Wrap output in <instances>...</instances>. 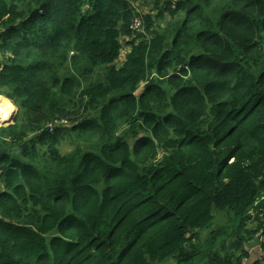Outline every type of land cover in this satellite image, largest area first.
Returning <instances> with one entry per match:
<instances>
[{
  "label": "trees",
  "instance_id": "1",
  "mask_svg": "<svg viewBox=\"0 0 264 264\" xmlns=\"http://www.w3.org/2000/svg\"><path fill=\"white\" fill-rule=\"evenodd\" d=\"M163 8L184 17L162 29L132 0H0V103L20 112L0 126V264L249 258L264 234V0ZM214 210L225 222L202 237Z\"/></svg>",
  "mask_w": 264,
  "mask_h": 264
},
{
  "label": "rangeland",
  "instance_id": "2",
  "mask_svg": "<svg viewBox=\"0 0 264 264\" xmlns=\"http://www.w3.org/2000/svg\"><path fill=\"white\" fill-rule=\"evenodd\" d=\"M132 1H133V5L141 13V16H139V17H142V15L147 14V13H152V17H154V21L156 22V25H158L162 29L173 26L174 22H176L177 20L179 21V20L183 19V17H184V12H185L184 10H180L179 13L175 17L171 16L169 11H165L164 10L165 8H163L165 0H162V2L160 3V5H163L161 8V10L163 11V14L161 13L160 9H158V8L153 9L155 0H132ZM195 1H199V0H195ZM139 17L136 21V23H139V25L135 26L136 25V23H135L134 28H137V29H140L141 31H143V29H141L142 23H141V19H139ZM124 39H125V37H123V40ZM127 51H128V48L125 46L124 52L122 53L121 57L118 60L119 64H121L122 61L125 59ZM4 97H6V96H4ZM5 99L9 100L14 105L13 113H12V114H14L12 122H14V119L17 117V115H19L20 112L18 110V107L14 104V102L11 99H9L8 97H6ZM0 104L5 107V109L7 110V114H8L7 118L0 120V123H1L0 126L9 125V124H5L3 122L4 121H10V118H11L10 117V107H9L8 103H0ZM0 116H1V109H0ZM71 143H72V137L69 135L64 140H62V144L60 145V149H61L62 153L65 154V153H68L72 150L73 145ZM215 209H218V208L215 207ZM218 210H220V209H218ZM214 212L216 213V218L213 220V222L207 228L203 229L202 237H205V236L207 237L210 234V232L218 226V224H222L225 222V219L222 218L223 215L221 213H217L216 210H214ZM174 262H175L174 258H171V259H168L166 261L157 262V264H174Z\"/></svg>",
  "mask_w": 264,
  "mask_h": 264
},
{
  "label": "crops",
  "instance_id": "3",
  "mask_svg": "<svg viewBox=\"0 0 264 264\" xmlns=\"http://www.w3.org/2000/svg\"><path fill=\"white\" fill-rule=\"evenodd\" d=\"M264 234L261 238H255L250 245V255L249 258L244 262V264H257L264 259Z\"/></svg>",
  "mask_w": 264,
  "mask_h": 264
},
{
  "label": "water",
  "instance_id": "4",
  "mask_svg": "<svg viewBox=\"0 0 264 264\" xmlns=\"http://www.w3.org/2000/svg\"><path fill=\"white\" fill-rule=\"evenodd\" d=\"M13 117H14V114H12V116H11V118H10V121H8V122H5V124H11V123H13L12 121H13ZM1 124V123H0Z\"/></svg>",
  "mask_w": 264,
  "mask_h": 264
},
{
  "label": "built area",
  "instance_id": "5",
  "mask_svg": "<svg viewBox=\"0 0 264 264\" xmlns=\"http://www.w3.org/2000/svg\"><path fill=\"white\" fill-rule=\"evenodd\" d=\"M138 25H139V23H136V25H135V26H138ZM54 127H55V126L51 124V125H50V130H53V129H54ZM245 261H246V260H245ZM262 262H264V259L262 260Z\"/></svg>",
  "mask_w": 264,
  "mask_h": 264
},
{
  "label": "bare ground",
  "instance_id": "6",
  "mask_svg": "<svg viewBox=\"0 0 264 264\" xmlns=\"http://www.w3.org/2000/svg\"><path fill=\"white\" fill-rule=\"evenodd\" d=\"M1 117V116H0Z\"/></svg>",
  "mask_w": 264,
  "mask_h": 264
}]
</instances>
